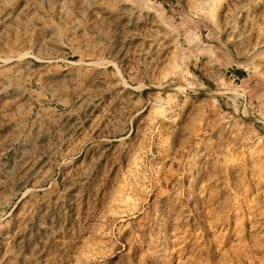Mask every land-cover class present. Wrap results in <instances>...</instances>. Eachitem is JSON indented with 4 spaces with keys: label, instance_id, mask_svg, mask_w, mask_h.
Masks as SVG:
<instances>
[{
    "label": "rangeland",
    "instance_id": "1",
    "mask_svg": "<svg viewBox=\"0 0 264 264\" xmlns=\"http://www.w3.org/2000/svg\"><path fill=\"white\" fill-rule=\"evenodd\" d=\"M0 264H264V0H0Z\"/></svg>",
    "mask_w": 264,
    "mask_h": 264
}]
</instances>
